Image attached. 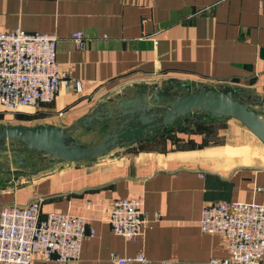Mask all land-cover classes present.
<instances>
[{"label": "crops", "instance_id": "obj_1", "mask_svg": "<svg viewBox=\"0 0 264 264\" xmlns=\"http://www.w3.org/2000/svg\"><path fill=\"white\" fill-rule=\"evenodd\" d=\"M15 28L54 34L57 67L82 85L60 87L52 101L31 108L43 124L66 126L133 82L234 85L264 97V0H0V32ZM75 31L81 48L71 39ZM13 115L0 106V124H11ZM92 132L75 139L94 138ZM215 135L220 139L211 140ZM130 146L111 158L34 160L29 173L0 172V208L41 197V217L81 216L93 230L78 260L30 264H114L110 252L138 251L144 264H203L226 255L222 238L199 228L203 205L264 204V144L235 118L173 127ZM118 198L140 200L146 222L135 241L110 230L109 207Z\"/></svg>", "mask_w": 264, "mask_h": 264}, {"label": "built area", "instance_id": "obj_2", "mask_svg": "<svg viewBox=\"0 0 264 264\" xmlns=\"http://www.w3.org/2000/svg\"><path fill=\"white\" fill-rule=\"evenodd\" d=\"M71 39L76 47H83L80 32H72ZM55 40L54 34L25 32L20 28L0 32V106L3 111L15 113L48 103L60 87L81 90L80 80L69 70L57 67ZM42 200L34 197L23 205L10 203L0 208V264L78 260L81 242L92 236L93 230L81 216L49 212L41 217ZM145 222L139 199L118 198L111 202L108 224L113 234L135 241L142 235ZM198 224L202 232L219 235L226 252L225 256L209 258L203 264H260L264 252V204L209 202L202 206ZM108 260L114 264L147 262L141 251L133 256L110 252Z\"/></svg>", "mask_w": 264, "mask_h": 264}, {"label": "water", "instance_id": "obj_3", "mask_svg": "<svg viewBox=\"0 0 264 264\" xmlns=\"http://www.w3.org/2000/svg\"><path fill=\"white\" fill-rule=\"evenodd\" d=\"M205 115L235 118L264 144V97L234 85L133 82L117 98L99 101L66 126L0 124V172L29 173L34 160L89 162ZM93 127L102 130L98 141L78 143L75 135Z\"/></svg>", "mask_w": 264, "mask_h": 264}, {"label": "rangeland", "instance_id": "obj_4", "mask_svg": "<svg viewBox=\"0 0 264 264\" xmlns=\"http://www.w3.org/2000/svg\"><path fill=\"white\" fill-rule=\"evenodd\" d=\"M24 112V114H26L25 116L23 117H16L15 115H13V117H9L8 120H10L11 122V125H19V124H23V125H37V124H43L40 120V117L38 116H35V112L33 110L30 109H24V110H21ZM14 114V113H13ZM226 120V119H225ZM8 124V123H7ZM219 131V129H218ZM91 134H94V138H89V139H85L83 137H79V139L77 140L78 143H82V144H88V143H91V142H97L98 139L100 138V135L102 134V130L100 129V127H93V132ZM211 140H214V139H220L218 136H211ZM81 141V142H80ZM134 148V147H133ZM130 152L129 149L127 148H122V149H113L111 150L110 152H108L107 154L110 153V155H106L104 158H111L113 157L114 155H123L124 153H128ZM134 152V151H133ZM102 158V157H100Z\"/></svg>", "mask_w": 264, "mask_h": 264}, {"label": "trees", "instance_id": "obj_5", "mask_svg": "<svg viewBox=\"0 0 264 264\" xmlns=\"http://www.w3.org/2000/svg\"><path fill=\"white\" fill-rule=\"evenodd\" d=\"M14 115L16 116V117H23V116H25L26 114H24V112L23 111H17V112H15L14 113ZM222 117H224V116H209V115H205V116H203L202 118H199V119H191V120H189L188 122H186V123H179V124H176V125H174V126H170V127H166V128H164L163 130H162V132L160 133V134H162V135H164V134H167V132H169L173 127H176L179 131L180 130H183V128L185 127V126H187L188 124H190V123H196L197 125H199V123H203V122H208V121H211V120H215V119H218V118H222ZM183 125V126H182ZM201 126V125H200ZM204 128V127H203ZM196 131H200V128L199 127H197L196 126ZM206 131V130H205ZM207 131H209V130H207ZM141 143V142H140ZM127 149H129V150H134V148L132 147V146H127Z\"/></svg>", "mask_w": 264, "mask_h": 264}]
</instances>
